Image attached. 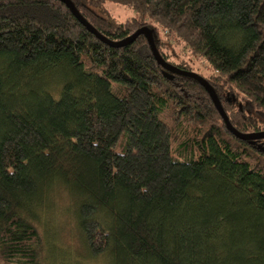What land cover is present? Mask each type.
Listing matches in <instances>:
<instances>
[{"label": "trees", "instance_id": "trees-1", "mask_svg": "<svg viewBox=\"0 0 264 264\" xmlns=\"http://www.w3.org/2000/svg\"><path fill=\"white\" fill-rule=\"evenodd\" d=\"M70 1L112 42L150 29L160 57L193 72L174 58L185 47L234 130L263 133L264 0ZM263 142L229 133L144 36L113 48L59 0H0V264H43L56 187L91 258L264 264Z\"/></svg>", "mask_w": 264, "mask_h": 264}, {"label": "rangeland", "instance_id": "rangeland-1", "mask_svg": "<svg viewBox=\"0 0 264 264\" xmlns=\"http://www.w3.org/2000/svg\"><path fill=\"white\" fill-rule=\"evenodd\" d=\"M106 6L110 15L121 22L134 17L133 12L126 7ZM173 47L176 64L182 59L190 60V69L193 70V73L202 76L208 74L209 69L205 61L192 57L182 45H174ZM65 195L64 189L56 187L42 206L43 211L40 218L42 222L38 224V228L44 243L47 245L46 241L50 242V248L45 249L47 247L45 245L41 253L43 264H112L111 260L106 261L105 257L91 258L86 252L80 230L77 229L76 221L73 219L71 212L73 208L67 198L64 197Z\"/></svg>", "mask_w": 264, "mask_h": 264}, {"label": "water", "instance_id": "water-1", "mask_svg": "<svg viewBox=\"0 0 264 264\" xmlns=\"http://www.w3.org/2000/svg\"><path fill=\"white\" fill-rule=\"evenodd\" d=\"M61 1L63 4L66 5V7H68L72 13V15L77 18V20L79 22H81V24L90 32L93 33L97 39L101 40L102 42H104L105 44H107L110 47H124L127 44H130L132 42H134L136 40V37H138L139 35H142L146 38L148 46L151 50L152 56L153 58L157 61L158 65L162 67L163 70H166L169 73H173L176 74L178 76L181 77H186L189 78L191 80H195L199 83V85L207 91L210 100L213 102L215 109L217 112H219L223 123L225 124V127L227 129V131L231 134H233L237 139L239 140H245V141H254V140H263L264 139V131L263 133H252V134H239L238 132H236L234 130V128L232 127L231 123L228 122V118L226 116V113L223 111L222 106L220 101L218 100V97L215 93V91L212 89V87L210 86V84L207 82L206 79H203L200 75H198L197 73H193L191 71L188 70H184V69H179L173 65H169L167 64L159 55L157 49L154 46V41H153V37L151 36V31L148 28H141L136 30V32L134 34H132L129 37H126L125 40L122 41H110L102 36H100V34L96 31L95 28H93L92 26H90L86 20L84 18H82L81 15H79L78 11L76 10V8L73 6V4L71 3L70 0H59Z\"/></svg>", "mask_w": 264, "mask_h": 264}]
</instances>
